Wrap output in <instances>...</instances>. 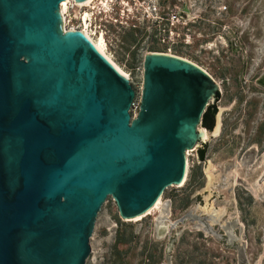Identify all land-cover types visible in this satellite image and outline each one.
Segmentation results:
<instances>
[{"label":"water","instance_id":"water-1","mask_svg":"<svg viewBox=\"0 0 264 264\" xmlns=\"http://www.w3.org/2000/svg\"><path fill=\"white\" fill-rule=\"evenodd\" d=\"M62 1L0 0V264H85L107 197L133 218L181 182L217 92L195 64L147 53L132 116L135 89L63 31Z\"/></svg>","mask_w":264,"mask_h":264},{"label":"rangeland","instance_id":"rangeland-1","mask_svg":"<svg viewBox=\"0 0 264 264\" xmlns=\"http://www.w3.org/2000/svg\"><path fill=\"white\" fill-rule=\"evenodd\" d=\"M135 1L111 13L123 15L122 25L94 21L136 96L147 53L182 57L216 79L213 128L205 129L213 131L220 114L221 130L188 149L185 183L168 186L161 206L141 220L121 218L107 197L85 264H264V0H165L177 17L162 25L152 14L159 0Z\"/></svg>","mask_w":264,"mask_h":264},{"label":"bare ground","instance_id":"bare-ground-1","mask_svg":"<svg viewBox=\"0 0 264 264\" xmlns=\"http://www.w3.org/2000/svg\"><path fill=\"white\" fill-rule=\"evenodd\" d=\"M69 5H72V8L74 10V15L77 16L78 17L77 19H79V21H80V26L75 27L73 25V26H70L68 29L69 30H79L80 33L95 48V50L107 62H109L117 70V72H119L124 78L129 80V75L126 73V71H124L109 55V53L107 51V46H106L105 41H104V38L102 36H100V32H101L102 27L100 25L98 26L97 23L94 21L95 19L99 18L101 23H103V22L107 23V22H109L107 19H109V20L112 19V17L110 16L111 15L110 14V5L108 4V1L107 0L106 1L105 0H84V1L75 2V0H63L60 3L59 11L61 14L62 28L64 26V29L66 31H67V29H66L67 27L65 24L67 22V17H68L67 9H68ZM122 5H124L123 9L125 7L127 8V7L131 6L128 2H126V0H123ZM94 16H96V18ZM64 29H63V31L65 32ZM165 54L172 55L170 53H165ZM180 58H182V57H180ZM182 59H184V58H182ZM184 60H186V59H184ZM187 61H189V60H187ZM189 62L195 64L196 66L198 65L192 61H189ZM198 67H199V65H198ZM201 69H204V68L201 67ZM204 71L207 72L205 69H204ZM217 83H218V81H217ZM220 130H221V116L219 114L217 117L216 126L213 129V131L210 132V131L206 130L205 128H201L200 134L204 140H208L211 136L217 137L220 134ZM187 151L185 152V165H186L185 166V173H184V176H183L181 182L178 184L181 186L185 183L186 177H187V172H188V154H189V151L188 152ZM211 173H213V172H211ZM211 173H208V177H209L210 181H212V178H213ZM161 202H162V198H161V196H159L156 199V201L154 202V204L148 210H146L142 214L136 215L135 217H133L134 219H132L130 221H139L144 216L151 214L153 211H155L156 209H158L161 206V204H162Z\"/></svg>","mask_w":264,"mask_h":264},{"label":"built area","instance_id":"built-area-1","mask_svg":"<svg viewBox=\"0 0 264 264\" xmlns=\"http://www.w3.org/2000/svg\"><path fill=\"white\" fill-rule=\"evenodd\" d=\"M107 1H108V4L110 5V14L117 10V8H116L117 5H119V8L121 7L120 8V11L124 7V5H122L123 4V0H107ZM131 1L136 2L135 0H131ZM126 2H127V0H126ZM159 2H160L159 9H163V11L165 12V16L166 17H161V19H157L156 21H159V20H162V18H165V20H163L165 23H168V22L171 23V24L176 23V17H177L176 16V13L174 12L173 14H170L169 15L168 12L166 11L168 9V7L164 5L163 0H159ZM70 10H73L72 5H69L68 6V9H67V15H68V17H67V22H66L65 25L67 27V24L70 21H72L73 19H76L78 25L77 26L75 25V27H78L80 25V21H79V19L74 18V14H73V17L71 18L70 14H69V11ZM124 10L127 11L126 7L123 9V11ZM123 14H125V13H123ZM120 16H123V15L120 14L119 17ZM119 17H112V19H111L112 23H118V25H122L121 24L122 22H121V20H120ZM71 26H73V25H71ZM69 27H67L66 29L69 30L68 29ZM164 40L165 39H163V41ZM138 106H139V98L136 96L135 99L133 100L132 105H131V108H130V112H131L132 116H135L136 115L137 110H138Z\"/></svg>","mask_w":264,"mask_h":264},{"label":"flooded vegetation","instance_id":"flooded-vegetation-1","mask_svg":"<svg viewBox=\"0 0 264 264\" xmlns=\"http://www.w3.org/2000/svg\"><path fill=\"white\" fill-rule=\"evenodd\" d=\"M164 1L165 0H163V3H164ZM152 10H153V12H152V14H154V15H156L155 17V20H157V19H161V17H164V15H165V12L163 11V9H158L157 11H156V9H155V7L154 6H152ZM163 20H165V18H162V20H159V21H155L156 23H158V25H162L163 23ZM133 25V24H132ZM133 27H135V25H133ZM212 107H215L214 105H209L208 103H207V107H206V109H205V111L208 109V108H212ZM204 111V112H205ZM204 114V113H203ZM203 116V115H202ZM202 119V118H201ZM213 122H214V117H213ZM201 124V123H200ZM204 128H207L208 130H211L212 128H213V123L211 124V120H210V118H209V120H207V123H206V125L204 126Z\"/></svg>","mask_w":264,"mask_h":264},{"label":"trees","instance_id":"trees-1","mask_svg":"<svg viewBox=\"0 0 264 264\" xmlns=\"http://www.w3.org/2000/svg\"><path fill=\"white\" fill-rule=\"evenodd\" d=\"M215 113H216V108L215 107H212V108H208L203 116H202V119H201V125L204 127L207 123V120H211V124L213 123V117L215 116ZM204 154H205V149L204 148H201L198 150V157L200 160H203L204 159Z\"/></svg>","mask_w":264,"mask_h":264}]
</instances>
